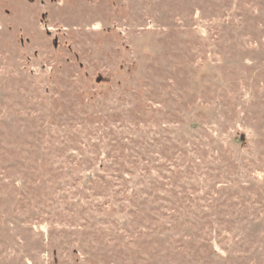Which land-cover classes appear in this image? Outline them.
<instances>
[{
    "label": "rangeland",
    "instance_id": "1",
    "mask_svg": "<svg viewBox=\"0 0 264 264\" xmlns=\"http://www.w3.org/2000/svg\"><path fill=\"white\" fill-rule=\"evenodd\" d=\"M0 264H264V0H0Z\"/></svg>",
    "mask_w": 264,
    "mask_h": 264
}]
</instances>
